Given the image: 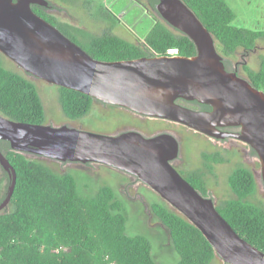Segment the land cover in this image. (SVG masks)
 <instances>
[{
  "label": "water",
  "instance_id": "obj_1",
  "mask_svg": "<svg viewBox=\"0 0 264 264\" xmlns=\"http://www.w3.org/2000/svg\"><path fill=\"white\" fill-rule=\"evenodd\" d=\"M32 3L48 5V0H0V52L26 73L105 103L183 123L212 137L243 140L257 153L264 182V90L226 68L217 39L183 0H160L156 9L169 25L190 37L195 55L120 60L94 58L38 15ZM179 98L211 109L188 108L177 102ZM227 126L240 130L220 128ZM0 139L23 154L99 162L129 172L199 228L226 263L264 264V251L240 235L218 210L215 199L203 195L172 164L179 154L172 134L115 136L66 124L17 121L0 113ZM0 165L10 179L1 211L11 203L17 181L16 170L1 148Z\"/></svg>",
  "mask_w": 264,
  "mask_h": 264
},
{
  "label": "trees",
  "instance_id": "obj_2",
  "mask_svg": "<svg viewBox=\"0 0 264 264\" xmlns=\"http://www.w3.org/2000/svg\"><path fill=\"white\" fill-rule=\"evenodd\" d=\"M148 1L154 21L144 43L123 38L111 28L94 34L54 17L46 19L101 60L166 55L168 47H178L181 55H195L196 46L190 37L169 25L156 9L160 0ZM183 1L217 39V50L228 70L234 69L232 58L239 50L247 52L264 39V30L233 25L236 13L226 0ZM241 67L246 75L243 77L264 90V54L258 68L243 61ZM58 92L59 104L67 118L78 120L90 113L92 96L63 86H58ZM0 113L17 121L46 123L45 107L36 84L7 67L1 52ZM0 148L17 173L12 209L0 213V264H161L155 260L152 242L146 235L128 233L126 204L112 185L103 184L95 195H85L73 173H59L29 159L13 150L7 140L0 139ZM202 158L207 170L179 171L203 195H210L207 172H213V164L224 163L226 159L219 152H203ZM4 172L8 182L2 198L10 183ZM227 184L230 195L218 204V210L240 235L264 251V203L257 197L252 170L236 164ZM151 210L169 231L179 255L176 264L213 262L217 256L215 249L199 228L160 196L151 203Z\"/></svg>",
  "mask_w": 264,
  "mask_h": 264
},
{
  "label": "rangeland",
  "instance_id": "obj_3",
  "mask_svg": "<svg viewBox=\"0 0 264 264\" xmlns=\"http://www.w3.org/2000/svg\"><path fill=\"white\" fill-rule=\"evenodd\" d=\"M53 1L61 5L63 11L57 16L64 21L80 26L94 34H101L107 28H111L113 33L138 43H144V36L154 21L148 6L145 5L147 0H66L69 1L66 4L63 0ZM226 1L236 13L233 25L264 30V0ZM142 3L145 4L142 5ZM104 16L115 19L116 23ZM262 54H264V39H260L255 47L247 52L239 50L232 61L233 63L243 61L252 68H258ZM3 59L7 67L24 74L36 84L45 107L46 123L66 124L96 132L114 128L119 119L138 123L134 115H128L127 111L123 109L102 106L97 103L93 104L90 113L84 118L69 119L64 115L59 104L57 85L26 73L5 55H3ZM238 71L241 76H246L241 64ZM139 122L153 126L160 125V121L156 119L145 118ZM165 126L180 141V155L175 162L178 168L184 171L197 168L207 170L203 165V152H219L226 159L224 163L213 164V172H207L206 175L209 193L218 204L230 195L227 178L238 163L252 170L257 182V197L264 203L261 163L257 153L247 143L233 138L215 141L176 123H166ZM26 155L29 159L44 163L59 173H73L82 194L93 196L99 186L112 185L118 196L125 201L128 233L146 235L152 242L153 256L159 263H177L179 255L173 247L169 231L151 210V203L157 200L159 195L143 181L105 164L65 162L34 153H26ZM7 182V176L0 165V198ZM11 209L12 204L10 203L0 213L8 212ZM211 264L228 263L216 256Z\"/></svg>",
  "mask_w": 264,
  "mask_h": 264
},
{
  "label": "flooded vegetation",
  "instance_id": "obj_4",
  "mask_svg": "<svg viewBox=\"0 0 264 264\" xmlns=\"http://www.w3.org/2000/svg\"><path fill=\"white\" fill-rule=\"evenodd\" d=\"M14 1H16V0H14ZM63 1H64V4L69 3V1H66V0H63ZM144 4L145 3H142V5H144ZM145 5L149 7V1L148 0H147V4H145ZM31 7L38 15L42 16L45 19H46V17H48V18H53L54 17V19H56V21L57 20L64 21V20L60 19L57 16L58 14L62 13L63 9H61V5L58 2H56V1L48 0V5H41V4H37V3H32ZM65 22H68V21H65ZM240 64H241V61L234 62V64H233V68L234 69L233 70L238 71ZM177 102L179 104L183 105V106H186L188 108L195 109V110H210L211 109V107L209 105L204 104V103H200V102H198L196 100H186V99L179 98V99H177ZM94 103L100 104L102 106H108V107L112 106V107L123 109V110L127 111L128 115H134V117L137 119V122H138V123H131V122L127 121V119L121 118L123 120L119 119L118 121H116V126L114 128L108 129V130H105V131H99L101 133L117 136V135H120V134L126 133V132H138V133H140L141 135H143L146 138H151V137L157 136L159 134H163V133H168V134L174 135L176 137L177 141H178V144H179V154H178V156L175 159L172 160V164L178 170H182V169L178 168L176 166V164H175V162L179 159V155H180V141H179L178 137L173 132L169 131L166 128V126H165L166 123H176L178 125L186 127L189 130H192L194 132H198V133H200L202 135H205V136H207L210 139H214L215 141H225V140H227V138H233V139L240 140V139L232 137V136H229V137H226V138L212 137V136L206 135V134H204V133H202L200 131H197V130H195V129H193V128H191V127H189V126H187V125H185L183 123H180V122H177V121H174V120H171V119L161 118V117H153V116H150V115H147V114H142V113L133 111V110H131L129 108H126V107H122V106H118V105L110 104V103H105V102H102V101L97 100V99H94L93 104ZM145 118L159 120L160 121V125L153 126V125H149L148 123H147L148 125L144 124V123L141 124V122H139V121L143 120ZM220 128L222 130H228V131H239L240 130L239 126H227V127H220ZM240 141H243V140H240ZM251 149L254 150L252 147H251ZM65 162H70V161H65ZM91 163H99V162H87L85 164H91ZM99 164H104V163H99ZM105 165H107V164H105ZM108 166H110V165H108ZM119 170H121V169H119ZM121 171L123 173H125V174L133 175V174H131L129 172H126L124 170H121ZM133 176H135V175H133ZM135 177L137 179H139L137 176H135ZM3 198L1 196L0 203L3 200Z\"/></svg>",
  "mask_w": 264,
  "mask_h": 264
},
{
  "label": "built area",
  "instance_id": "obj_5",
  "mask_svg": "<svg viewBox=\"0 0 264 264\" xmlns=\"http://www.w3.org/2000/svg\"><path fill=\"white\" fill-rule=\"evenodd\" d=\"M166 55H180V49L178 47H168L165 52Z\"/></svg>",
  "mask_w": 264,
  "mask_h": 264
}]
</instances>
